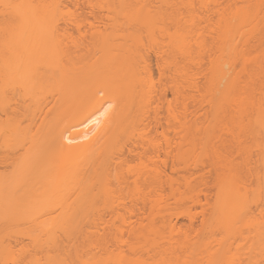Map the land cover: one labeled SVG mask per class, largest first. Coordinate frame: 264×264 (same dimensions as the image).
Masks as SVG:
<instances>
[{
  "label": "bare ground",
  "instance_id": "obj_1",
  "mask_svg": "<svg viewBox=\"0 0 264 264\" xmlns=\"http://www.w3.org/2000/svg\"><path fill=\"white\" fill-rule=\"evenodd\" d=\"M197 2L201 8L196 0H0V112L5 115L0 119V144L16 151L22 146L20 140L28 139L22 141L27 145L19 147L23 151L18 153L24 152L23 155L16 158L15 154L16 160L10 161V171L6 174L0 171V264H224L223 260L226 263L230 260L226 258L232 255V252L227 255L228 239L242 219L237 215L253 212L246 207L248 191L243 190L245 195L238 184L243 182L244 174L225 154L214 170L213 184L218 183V191L205 231L218 234L215 245H210L207 237L194 239L192 243L184 234V240H175L171 246V238L159 235L157 224L142 223L139 218L133 223L124 214L122 224L123 218L129 222L127 236L131 240H125V234H121L123 226L118 227L116 231L121 232L114 237L120 244L114 249L117 239L112 242L109 237L112 210L107 212L110 219L105 218L104 206L115 190L111 187L114 181L111 176L118 181L119 173L115 174L126 158H137L143 166L133 168L135 174L124 177L117 185L122 187L131 181L133 186L147 191V195L140 196L141 203L134 199L129 203L127 211L133 217L147 214L154 204L157 206L152 205L155 187L159 197L156 199L166 200L175 196L177 185H188L181 165H177L182 142L173 140L172 144L168 132L181 133L190 116L195 123H201L198 128L206 139L211 126L219 123L224 129L227 126L230 135L237 136L232 129L242 126L245 129V123L250 131L253 129L246 130L250 136L257 129L264 131V104H257L256 100V105L263 107L257 110L256 105L252 106L255 103L252 100L264 98V0ZM94 7L101 10L95 11ZM89 8L93 9L89 11ZM84 16L91 18L87 19L88 28ZM86 34L95 38L92 49H82V44L76 42L78 38H73ZM146 41L158 47L154 52L157 70L170 84L171 99H166L164 84H154L148 54L152 46H145ZM72 48L77 51L73 52ZM202 50L210 52L205 67L201 65ZM198 75L202 76L201 81ZM46 92H50L52 102ZM254 93L259 97L254 98ZM189 99L196 107L191 114L187 112ZM165 105L167 118L162 114ZM260 114L263 118L258 117ZM243 115L247 117L240 118ZM248 116L253 127L250 121L243 123ZM258 118L260 128L256 125ZM140 127L160 133L163 144L147 141L151 138L140 140L139 134L128 145L121 142ZM223 143L222 149L229 148L228 143ZM261 153L258 161L264 182V152ZM154 158L158 162L151 168L147 163L153 164ZM203 170V165L197 167L201 186L206 183L202 181L206 179ZM173 173L178 176L174 177ZM151 188L153 193L148 195ZM257 190L256 195L252 190L254 197L250 194L253 199L262 191ZM204 198L194 196L192 204L207 206L203 204ZM114 210V215H119L117 208ZM257 213L264 216V207ZM24 231L31 236V250L25 248L24 239L20 240ZM143 231L147 235L156 233L149 238L157 235L159 238L149 240ZM161 237L170 251L162 245ZM137 239L141 244L143 239L155 246L160 243L159 248L168 251L160 252L158 248L152 258L143 260L135 254L140 248L136 244L141 245L136 243ZM21 243L20 248L15 247ZM122 246L132 256L125 255ZM18 249L29 250L21 251L24 256H20Z\"/></svg>",
  "mask_w": 264,
  "mask_h": 264
},
{
  "label": "rangeland",
  "instance_id": "obj_2",
  "mask_svg": "<svg viewBox=\"0 0 264 264\" xmlns=\"http://www.w3.org/2000/svg\"><path fill=\"white\" fill-rule=\"evenodd\" d=\"M95 1V0H94ZM198 3V4H197ZM196 4L198 5V7L199 8H201L200 7V3L199 2H197V0H196ZM95 8V11H97V10H101V9H98L97 7H94ZM198 8V9H199ZM93 9V8H92ZM91 8H89V11H91L92 10ZM105 9V8H104ZM93 12V11H92ZM98 13V12H97ZM101 13V12H100ZM82 14V13H81ZM92 14H94V13H92ZM89 15V14H88ZM90 15H91V13H90ZM97 15V14H96ZM85 16H87V15H85ZM84 16V17H85ZM82 17V16H81ZM91 17H92V15H91ZM85 19H86V17H85ZM87 19H91L90 18V16H88L87 17ZM86 19V21H87V23L85 22L84 23V25L88 28V24H89V21ZM93 20H94V18H92ZM203 19H205V18H203ZM83 20V19H82ZM85 21V20H84ZM84 21H82V22H84ZM81 22V23H82ZM200 22L201 23H199L200 24V26H203V24H204V22H203V20L201 21L200 20ZM91 23H96L95 21H92L91 20ZM97 24V23H96ZM199 26V27H200ZM83 28V27H82ZM75 33V32H74ZM76 34V33H75ZM87 35H89V34H86V36L85 37H73V38H76V40H77V38H78V40L76 41V42H78L79 43V45H81V47H82V49L83 48H85L86 47V49H92L93 47H94V40H95V38L94 37H92L91 35H89V36H87ZM76 36V35H75ZM89 37V38H88ZM84 38V39H83ZM86 38V39H85ZM80 39H81V41H80ZM85 40V41H83V40ZM91 39V40H90ZM208 39V38H207ZM87 40H88V42H87ZM81 42V43H80ZM90 43V44H89ZM146 43V45L145 46H152L151 48H149L148 50V52H150V53H148L149 54V56H151L150 57V64H151V72H152V75H153V78H154V84H161V85H165L164 87H166L165 89H166V99L168 100V99H171L172 97H173V95L171 94V91H170V84H168L167 83V81L164 79V77L163 76H160L158 73V70H157V59H156V55H154V52H155V49H158V47H156V44L155 43H153L152 45L151 44H148L147 43V41L145 42ZM89 44V45H88ZM90 46V47H89ZM154 46L156 47V48H154ZM80 47V46H79ZM80 47V48H81ZM145 48H148V47H145ZM74 50L75 51H77L75 48H74ZM74 50H73V48H72V51L74 52ZM154 50V51H153ZM152 52V53H151ZM210 52L209 51H207V50H202V51H200V59H201V65H202V67H205L206 66V63L208 62V58H209V56H208V54H209ZM151 54V55H150ZM237 65V64H236ZM239 65V64H238ZM237 65V66H238ZM239 67V66H238ZM192 69H193V71H195V68L194 67H192ZM198 77V79L200 80H202V76L201 75H198L197 76ZM200 80V81H201ZM157 85H155V86H157ZM47 93V92H46ZM189 93H192V92H189ZM194 93V92H193ZM48 94H50V92H48L46 95H48ZM45 94H44V96H46ZM258 96L259 97V95H258V93L256 94V93H254V95H253V97L254 96ZM49 96V97H48ZM47 97L48 98H50V102H52V97L50 96V95H48ZM256 96L254 97V98H256ZM238 96H236V98H237ZM252 97V96H251ZM250 97V98H251ZM48 98H47V101H46V103L47 102H49V100H48ZM191 98V97H190ZM249 98V99H250ZM254 98H251V100L252 99H254ZM238 99H239V97H238ZM259 101L257 104H260V102H261V104L260 105H262V104H264V98L262 97V96H260V98H258V99H255V100H252V102L254 103V104H252V106L253 105H256V102L257 101ZM189 101V105H188V109H187V112L188 113H192V112H194L195 110H196V107H195V104L194 103H190V101L192 102V100L191 99H189L188 100ZM245 101V100H244ZM249 101V100H248ZM247 101V102H248ZM237 102H239V101H237ZM251 102V101H250ZM166 105H167V102L165 103ZM247 104V103H246ZM249 105H250V103H248ZM166 105L163 107V110H162V114H163V116H164V118H167L166 117V115H167V111L165 110V107H166ZM236 105H237V103H236ZM260 105H259V107H260ZM251 106V105H250ZM257 106V110L258 109H260V108H262V107H258V105H256ZM256 106H254V108L256 107ZM248 108H250V107H248ZM250 109H252V107L250 108ZM256 109V108H255ZM189 110V111H188ZM192 110V111H191ZM259 112V111H258ZM258 112H256V113H258ZM190 114H189V116H190ZM255 114V113H254ZM259 114V113H258ZM262 114L264 115V111L262 112ZM262 114H260L261 116H258V117H262L263 115ZM4 114L2 113V112H0V119H4V118H1L2 116H3ZM256 115L257 114H255V116H254V118H256ZM239 116V115H238ZM252 116V115H251ZM4 117H5V115H4ZM244 117H247V116H240V118H244ZM250 116H248V118H249ZM253 118V119H254ZM263 118V117H262ZM261 118V120H263ZM235 119V118H234ZM238 119V118H237ZM247 118H245V120L243 121V123H245V122H249L250 121V123H251V120H252V118L250 117L248 120H246ZM251 119V120H250ZM225 120V119H224ZM259 121V123L257 124L256 123V125H260V119L258 118V119H256V121ZM195 121V120H194ZM193 121V119L191 120V116L186 120V122L184 123V126H183V128H181V133H179L178 135H175L174 133H173V131L172 130H170L169 132H168V134H169V136H168V134H167V136L168 137H170V139L172 140L171 142H172V144H173V142L176 140L177 142L176 143H179V142H182L181 143V145H180V148H181V152H180V154H179V156H178V163H177V165L178 166H180V168H182V173L184 174V176H186V178H187V181H186V183L188 184V185H186L185 183H180L179 185H177L176 187H178L177 189L178 190H176V193H175V196L173 197V196H171V197H167V199L166 200H157L159 197L158 196H156V194L158 193V192H156L157 191V188L155 187H153V188H151L150 189V191H149V193H148V195L150 194H152L153 192H155V193H153L152 194V197L155 199H153L152 198V200H154V201H150L151 203H152V205L154 204V203H156L157 204V206H155L154 207V205H153V208H151L148 212H147V214H146V212L143 214V215H140V217L142 218V219H140V217H133V216H131L130 214H129V212L127 211V207H128V205H129V203L131 202L132 203V199H134V200H136V201H134V202H139V203H141V200H139L140 199V196L142 195V196H145V193H146V195H147V191L145 190V189H143V188H141L140 189V187L138 188V187H135V186H133V184L131 183V181L126 185V184H124V186H122L121 187V185H120V187H119V184L117 185V183L118 182H120L121 180H123V178L124 177H126V178H130L131 177V173H133V174H135V170L133 169V168H140L141 167V163H140V160L139 159H137V158H126L123 162H122V164H121V166L119 167V170L116 172L117 174H115L116 176L118 175V173H119V175H118V181L116 180V178L114 179V177L113 176H111V178L114 180V181H112L111 182V187H112V189H115V190H113L114 191V193H110L111 195V197H109L108 198V200L106 201L107 202V204L104 206L105 208V211H106V217H105V215H104V217L105 218H107V220L108 219H110V216H111V218L112 219H110L111 221H112V223H113V226L111 227V231H110V235H109V237L112 239V242H114L116 239V242H114L113 243V248L115 249L116 247L118 248L119 246H117V245H119L120 243L118 242V238L117 237H114L115 235L114 234H118V232L116 231V229L118 228V227H122V228H119V230H123V233H121L122 235L123 234H125V236H123V237H125L124 239L125 240H128V239H130V238H128V237H130V236H127L128 235V233H129V222H127L126 221V219L125 218H128L127 220L129 221V219L132 221L133 220V223H134V220H136L137 218H139V220L138 221H140V222H142V223H147V222H152L153 224H157L156 226L158 227V229H159V231L161 232V233H159V235L160 234H162V236L164 237V238H171V246H172V243L175 241V240H179V239H182V237H184V234L186 235H188V236H186V237H188V239L193 243L195 240L197 241L198 239H202V240H204V239H206V237H207V240L210 242L211 241V244L210 245H215V242H214V240H215V238L216 237H218L219 238V236H218V234H216V233H212L211 235H214L213 237L210 235V233L211 232H205L206 231V226H207V224H208V218H209V214L211 213V211H212V208H213V203H214V200H215V197H216V193H217V191H218V183H217V185L215 186V184H213V183H215V180H214V170L216 169V167H217V163H220L219 161H220V159L222 158V154L224 155H226L227 156V158H228V160L229 161H231L232 163H234V167H236L237 169H240V173L243 175L242 177L244 178V180H243V182H239L238 184H239V188H240V190H247L248 191V193H249V196H246L247 197V200H246V207L247 208H249L248 210H249V212L251 211V213L252 214H248V215H246L245 216V214H241V213H239L238 215H237V218H242V219H240V220H238V221H240V222H237L238 223V225L236 226V229L237 230H235V232H233V234H231V237H230V239H228V243H229V248L227 247V249H228V252H230V253H228L227 255L229 256L230 254H231V252H232V255H231V257L229 258V257H226L227 258V261H228V259H230L227 263H226V259H225V261L223 260V262H224V264H264V216H262V215H260V214H258L257 213V210L258 209H260L261 207H264V186H263V184H264V182H263V180L261 179V177L263 178V176H261L262 174V172H263V168H262V166H261V164H260V162L258 161V160H260V157H261V152H264L263 150H262V148H264V131H262L261 130V132L260 131H258L259 129H257L256 130V128H258V127H256L255 128V130L256 131H253V133L255 134V133H257L258 132V134H253V136H250L249 135V133L247 132L248 130L250 131V129H248V127H250V126H248V123H245L246 124V126L247 127H245V129L243 128V126L239 129V128H235V129H232L233 130V133L235 134V131H236V133L238 134L237 136H239L238 137V140L235 138V140L234 139H232V136H234V137H237L236 135H230L231 133V131L230 132H228L227 130H226V128H227V126H226V128L224 129L223 128V126L224 125H222V123L220 124H217L216 126L214 125V126H211V128H210V133L208 134V135H210L207 139H206V137H205V134H202L201 133V130L198 128V127H200L201 126V123H195ZM221 121V120H220ZM237 121V120H236ZM264 121V120H263ZM219 122V121H218ZM226 122V121H225ZM235 122V121H234ZM238 122V121H237ZM236 122V123H237ZM223 123H224V121H223ZM229 123V122H228ZM227 123V124H228ZM239 123V122H238ZM243 123H241V125H243ZM249 123V124H250ZM264 123V122H263ZM262 123V124H263ZM199 124H200V126H199ZM205 124V123H204ZM227 124H225V125H227ZM234 124V123H233ZM240 124V123H239ZM239 124H237V125H239ZM210 125V124H209ZM232 124H230L229 126H231ZM251 125H252V127H253V124L251 123ZM254 125H255V123H254ZM195 126V127H194ZM198 129H197V128ZM232 127V126H231ZM234 127H236V126H234ZM238 127V126H237ZM261 126H259V128H260ZM142 127H140V129H141ZM149 128V127H148ZM148 128H146V129H138L137 131H136V133H135V131L132 133L133 134V136H132V134H131V136L130 137H125V138H123V139H121V142H123V143H126V145H128V143H130L129 141L131 140V138L132 137H136V138H138V134L140 135L139 136V139L141 140V139H143L144 137H145V139L146 138H151V139H146L147 141H149V140H155L156 142H157V144H160L159 142H161L162 140H163V138H161L162 137V135L160 134V133H157V132H155L153 129H152V127H151V129L152 130H149V132H147L148 131ZM186 128H188V129H186ZM242 128L244 129V130H242ZM150 129V128H149ZM197 129V130H196ZM220 129H224V130H220ZM231 129V128H230ZM238 129V130H237ZM248 129V130H247ZM160 130V129H159ZM226 130V131H225ZM229 130V129H228ZM247 130V131H246ZM253 130V129H252ZM251 130V131H252ZM151 131V132H150ZM250 131V132H251ZM144 132V133H143ZM147 132V133H146ZM208 133V132H207ZM241 133V134H240ZM246 133H248V134H246ZM151 136H150V135ZM159 134V135H158ZM175 135V137H174V135ZM229 134V135H228ZM259 134H261L260 136H259ZM142 135V136H141ZM240 135H241V137H240ZM161 136V137H160ZM183 136V137H182ZM248 136V137H247ZM261 137V138H259V140H261V141H259L258 140V138H256V137ZM140 137H142V138H140ZM159 137V138H158ZM251 137H252V139H251ZM160 138H161V140H160ZM173 138V139H172ZM175 138V139H174ZM203 138V139H202ZM25 138H23V139H21L20 140V142L22 143V146H23V144H26L27 145V143H25V142H28L27 140L28 139H25ZM145 139H143L144 141H145ZM263 139V140H262ZM160 140V141H159ZM174 140V141H173ZM227 140V141H226ZM231 140V141H230ZM256 140H258V141H256ZM22 141H25L24 143L22 142ZM146 141V142H147ZM155 141H152V142H154V143H156ZM206 141V143H204ZM248 143H247V142ZM252 141V142H251ZM163 142V141H162ZM161 142V143H162ZM222 142H226V143H228L229 145V148L228 147H226V149L229 151H224V149H222L221 148V143ZM231 142V143H230ZM258 142V143H257ZM260 142V143H259ZM223 143V144H224ZM225 143V145H227ZM233 143V144H232ZM245 143V144H244ZM122 144V143H121ZM120 144V145H121ZM163 144V143H162ZM250 145V146H249ZM22 146H18L15 150L16 151H13V150H11V149H8L7 147H5L4 148V146L2 145V144H0V171L1 172H3L4 174H6V172H8V171H10V169L12 168V163H13V161L14 160H16L15 159V157L17 158V157H19L20 155L22 156L23 155V153H18V152H22L23 151V148H22V150H21V148H19V147H22ZM256 146V147H255ZM252 147H254V148H252ZM261 147V148H260ZM252 148V149H251ZM4 151H3V150ZM221 149L223 150V151H221ZM225 149V150H226ZM2 150V151H1ZM6 150H8V151H6ZM19 150V151H18ZM259 151V152H257V151ZM175 151L176 150H174V154H175ZM219 151H221V153H219ZM251 151V152H250ZM7 152V153H6ZM14 152V153H13ZM253 152V153H252ZM256 152V153H255ZM257 153H259V154H257ZM261 153V154H260ZM14 154V155H13ZM15 154L17 155V156H15ZM257 154V155H256ZM5 156V157H4ZM15 156V157H14ZM256 156H257V158H256ZM14 157V158H13ZM263 157V156H262ZM5 158V159H4ZM11 158V159H10ZM255 158H256V160H255ZM6 159H7V161H6ZM155 160H158V158H154V160H153V164H151L152 162H145V163H147L148 165H149V167H151V168H153L154 166H156L157 165V162L158 161H155ZM12 163H11V162ZM4 162V163H3ZM171 162V161H170ZM170 162H169V164H170ZM257 162V163H256ZM5 163H7L6 165H8L7 167H5L6 165H5ZM9 163H11L10 164V166H9ZM139 163H140V165H139ZM239 163V164H238ZM263 163V162H262ZM3 164V165H2ZM156 164V165H155ZM159 164V163H158ZM203 165V168H204V170L206 171H202L203 172V176H206V179H205V177L203 178V180L202 181H204V182H206V183H204V185H202L201 186V184H202V182H198L199 181V179H198V174L196 173L197 172V167L199 166V167H201L202 165ZM5 165V166H4ZM258 165V166H257ZM264 165V164H263ZM128 166H130V167H132V168H129ZM140 166V167H139ZM143 166V165H142ZM260 167H261V169H260ZM142 168V167H141ZM140 168V169H141ZM6 169H8V170H6ZM208 171V172H207ZM254 171V173H252ZM255 171H256V173H255ZM210 172H211V174H210ZM258 172H259V174H258ZM114 173V172H113ZM192 173V174H191ZM250 174V176H249V174ZM251 174H252V176H251ZM253 174H255V175H253ZM261 174V175H260ZM264 174V173H263ZM208 175V176H207ZM260 175V176H259ZM173 176L174 177H177L178 175H176V173H173ZM188 176V177H187ZM210 176H211V178H210ZM209 177V178H208ZM195 178V179H194ZM198 179V180H197ZM209 179V180H208ZM259 179V180H258ZM191 180H193L192 182H191ZM206 180V181H205ZM179 181V180H178ZM181 181L182 182H184L183 181V179L181 178ZM196 181V182H195ZM207 181L210 183H208L207 184ZM245 181V182H244ZM257 181V182H256ZM259 181V182H258ZM195 182V183H194ZM198 182V183H197ZM263 182V183H262ZM114 183V184H113ZM179 183V182H178ZM177 183V184H178ZM181 184H184V185H181ZM199 184V185H198ZM253 184V185H252ZM113 185V186H112ZM197 185V186H196ZM206 185H208V187L206 186ZM212 185V186H211ZM250 185V186H249ZM259 185V186H258ZM262 185V186H261ZM118 186V187H117ZM189 186V187H188ZM199 186H201V187H199ZM203 186H205V187H203ZM209 186H211V188L209 187ZM214 186V187H213ZM253 186V187H252ZM114 187H116V188H114ZM197 187V188H196ZM203 187V188H202ZM258 187V188H257ZM120 188V189H119ZM202 188V189H201ZM209 188V189H208ZM255 188H257V189H259V191H261V193L260 192H258V196H257V198H252V192L254 191L255 192V195H256V191H258L257 189H256V191H255ZM263 188V189H262ZM140 189V190H139ZM152 189L154 190L153 192H152ZM200 189V190H199ZM205 189H208L207 191L208 192H205ZM201 190H203V191H201ZM210 190V191H209ZM244 190V191H245ZM253 190V191H252ZM142 191V193H140ZM178 191V192H177ZM241 191V192H242ZM243 191V192H244ZM112 192V191H111ZM202 193V194H201ZM207 193V200H205L206 198H204L205 196V194ZM213 193V194H212ZM196 194H198V195H196ZM244 194L246 195V192H244ZM252 196H251V195ZM254 194V193H253ZM113 195V196H112ZM248 195V194H247ZM254 195V196H255ZM141 196V197H142ZM155 196V197H154ZM194 196H200V198L201 199H203L204 198V202H203V204L205 203V205H207V206H204L203 207V205H194V203L192 204V199L194 198ZM204 196V197H203ZM253 196V197H254ZM173 197V198H172ZM210 197V198H209ZM157 198V199H156ZM171 198V199H170ZM112 199V201H110ZM263 200V201H262ZM162 201V202H161ZM147 203H148V200L146 201ZM160 202V203H159ZM160 207H159V206ZM202 207V209H201V207ZM112 207V208H111ZM157 207H159L158 209H160V210H158L157 209ZM162 207V208H161ZM115 208H117V211L116 212H118L119 213V215L118 214H116V215H114L115 214V212L113 213V211H115L114 209ZM210 210H208V209ZM112 210V212H109V210ZM153 209V210H152ZM156 209V210H155ZM207 210V211H206ZM157 211H159L158 213H157ZM107 212H109V214L110 213H112V214H110V216L108 215V213ZM105 213V212H104ZM122 213V214H121ZM161 213V214H160ZM192 213H194V214H196L197 213V215H195L194 217V219H192L193 218V215L194 214H192ZM201 215H199V214ZM124 214H125V218H123L124 219V221L125 222H127L126 224H122V222H123V220H121L122 219V216L124 217ZM166 216H164V215ZM129 216V217H128ZM169 216V217H168ZM203 216V217H202ZM246 218H245V217ZM119 217V218H118ZM149 217H150V219H149ZM153 217V218H152ZM205 217V218H204ZM117 218V219H116ZM133 218V219H132ZM145 218V219H144ZM164 218V219H163ZM245 218V219H244ZM169 219V220H168ZM192 219V220H191ZM114 220V221H113ZM171 220V221H170ZM205 220V221H204ZM208 220V221H207ZM242 220H244L243 222H242ZM247 220V221H246ZM130 221V222H131ZM190 221V222H189ZM204 221V222H203ZM162 222V223H161ZM168 222V223H167ZM172 222V223H171ZM152 223H150V224H152ZM190 223H192V224H190ZM204 223V224H203ZM207 223V224H206ZM243 223V224H242ZM247 224L246 226H245V224ZM189 225H191V226H189ZM147 226H148V224H147ZM147 226H145L144 227V229L147 227ZM161 226V227H160ZM167 228H166V227ZM168 226H170V227H168ZM172 226V227H171ZM241 226V227H240ZM244 226V227H243ZM148 227H150V225L148 226ZM152 227L154 228L155 226L154 225H152ZM203 227V228H202ZM183 228V229H182ZM201 228V229H200ZM148 229V228H147ZM143 230V229H142ZM148 230H151V229H148ZM184 230L186 231L185 233H184ZM239 230V231H238ZM158 231V232H159ZM121 232V231H120ZM119 232V233H120ZM144 232V231H143ZM142 232V233H143ZM145 232H147V230L145 231ZM144 232V233H145ZM149 232V231H148ZM156 232H157V229H156ZM204 234H203V233ZM27 234V232H25L24 231V233L22 232L21 234L24 236V234ZM29 233V232H28ZM32 233H33V231H32ZM31 233V234H32ZM36 233V232H35ZM34 233V234H35ZM199 233V234H198ZM21 234H20V237H21V239L18 237L19 236V234H18V236H17V238L18 239H20V240H23L24 239V243L23 244H25V248H30L31 246V244H32V242L30 241V235H26L25 234V236H27L28 237V239H29V242H28V239H27V237H25V238H22L23 236H21ZM33 234V235H34ZM130 234V233H129ZM146 235H147V233H145ZM144 234V235H145ZM155 235L156 233L155 232H153V233H150V234H148L147 235V239L149 238V235ZM158 234V233H157ZM196 234H197V236H196ZM209 234V235H208ZM140 235V234H139ZM204 235H206L205 237H203ZM217 235V236H216ZM30 236V237H29ZM208 236H211V237H208ZM127 237V238H126ZM151 237V236H150ZM153 237V236H152ZM149 238V240L150 239H154V237H156V236H154L153 238ZM157 237L159 238V236L157 235ZM157 237H156V239H157ZM163 237H161V238H163ZM194 237V238H193ZM114 238V239H113ZM133 238V237H132ZM164 238L162 239V241L163 242H161V239H160V241L159 242H161L162 243V245L166 242V240H165V242H164ZM140 239V242H141V238H139ZM139 239H137L136 240V243L137 242H139ZM195 239V240H194ZM114 240V241H113ZM131 240V239H130ZM135 240V239H134ZM133 239H132V241L133 242H135ZM151 240V243L154 241H152ZM182 240H184V239H182ZM14 241V240H13ZM27 241V242H26ZM145 241V243L143 244V242ZM157 243H158V241L157 240H155ZM180 241V240H179ZM19 242V241H18ZM139 242V243H140ZM168 242H170V240L168 241ZM168 242H167V244H168ZM208 242V243H209ZM14 243V242H13ZM30 243V244H29ZM135 243V244H136ZM176 243H178V242H176ZM207 243V244H208ZM27 244V245H26ZM29 244V245H28ZM141 244V243H140ZM153 244H154V242H153ZM158 244H160V243H158ZM158 244H157V246H155V245H152V244H150V242L149 243H146V240H144L143 239V241H142V244L141 245H139V244H136V245H138V248H139V250L138 249H136L137 250V252H136V250H135V254H137V255H139L143 260L145 259V260H148L149 258H152L156 253H158V252H156L157 250H158V248L159 247H161V245L160 246H158ZM189 244H191V243H189ZM189 244H188V246H189ZM21 245H22V243L19 245L18 244V246H15V247H18V248H20L21 247ZM116 245V246H115ZM170 245V244H169ZM164 246L165 247H167L168 248V250L170 251V248H169V246H167V245H165L164 244ZM163 246V247H164ZM123 247V246H122ZM147 247V248H146ZM162 247V248H163ZM164 247V248H165ZM174 247H176L177 248V246H174ZM213 248H214V246H212ZM231 247V248H230ZM14 248V247H13ZM34 248V247H33ZM116 248V249H117ZM135 248H137V246L135 247ZM149 248V249H148ZM167 248H165V249H161V248H159L160 249V252H162L163 250H164V252H167L168 250H167ZM176 248L174 249L173 248V251L175 250V252H179V253H181V251H179L180 249H177V251H176ZM188 248V247H187ZM15 249V248H14ZM153 249V250H152ZM17 250V249H16ZM16 250H14V251H16ZM28 250L29 249H27V251H26V249H25V251L26 252H28ZM30 250H31V248H30ZM33 250V249H32ZM123 250H124V254L125 255H130V256H132L131 255V251L130 250H127V248L126 247H123ZM147 250H150V251H147ZM166 250V251H165ZM18 251L20 252H17L16 253V255L19 253L20 254V256L21 255H23L24 256V253H25V251H24V249L22 250V249H18ZM24 251V253H22V252ZM34 251H35V249H34ZM159 251V250H158ZM31 252H33V251H31ZM153 252V253H152ZM154 254V255H153ZM26 255H29V254H26ZM33 255H34V253H33ZM149 255V256H148ZM153 255V256H152ZM22 256V257H23ZM29 257H31V255L30 256H28V258ZM25 258V257H24ZM30 260V259H29ZM171 264H173V263H171Z\"/></svg>",
  "mask_w": 264,
  "mask_h": 264
}]
</instances>
